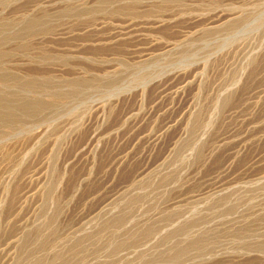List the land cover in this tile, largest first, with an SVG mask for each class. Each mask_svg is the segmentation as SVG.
<instances>
[{"label":"rangeland","instance_id":"374dc122","mask_svg":"<svg viewBox=\"0 0 264 264\" xmlns=\"http://www.w3.org/2000/svg\"><path fill=\"white\" fill-rule=\"evenodd\" d=\"M1 106L0 264H264V0H0Z\"/></svg>","mask_w":264,"mask_h":264},{"label":"bare ground","instance_id":"6f19581e","mask_svg":"<svg viewBox=\"0 0 264 264\" xmlns=\"http://www.w3.org/2000/svg\"><path fill=\"white\" fill-rule=\"evenodd\" d=\"M6 99V98H5ZM9 101V100H8ZM32 104H33V102H32ZM27 105V104H26ZM38 108H39V106H37ZM8 111V107H0V113H2V115H3V119H6V118H8V116L10 117V114L8 113V114H6V112ZM2 115H0V120L2 119Z\"/></svg>","mask_w":264,"mask_h":264}]
</instances>
